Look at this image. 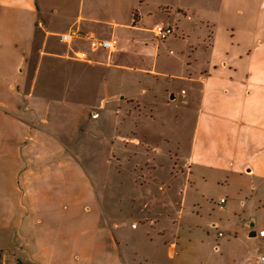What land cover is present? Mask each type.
Wrapping results in <instances>:
<instances>
[{
  "label": "crops",
  "instance_id": "obj_1",
  "mask_svg": "<svg viewBox=\"0 0 264 264\" xmlns=\"http://www.w3.org/2000/svg\"><path fill=\"white\" fill-rule=\"evenodd\" d=\"M158 24L172 26L173 35L157 39ZM70 31L79 36L62 40ZM82 34L111 46H95ZM252 52L264 54V0H0V264L73 263L68 245L60 258V243H41L38 227L21 220V138L29 127L59 146L58 139L83 129L74 122H87L86 136L100 137L102 151L121 160L130 154L133 171L147 165L152 178L155 163L165 169L181 145L156 135L157 122L189 105L194 149L200 141L202 150L228 152L237 187L231 197L249 194L239 199L243 207L249 202L227 241V264H264V219L249 211L259 204L264 213V81L249 66ZM144 184L156 197L154 183ZM31 201L27 211L37 214Z\"/></svg>",
  "mask_w": 264,
  "mask_h": 264
},
{
  "label": "rangeland",
  "instance_id": "obj_2",
  "mask_svg": "<svg viewBox=\"0 0 264 264\" xmlns=\"http://www.w3.org/2000/svg\"><path fill=\"white\" fill-rule=\"evenodd\" d=\"M248 61L256 70L254 76L264 81V54L252 52ZM177 111L180 116L175 118L173 108L163 116L164 125L157 122L155 129L156 135L164 133L173 143L179 141L180 154L165 169L155 163L154 178L144 173L151 169L147 165L140 163L139 171H133L127 160L130 154L121 160L116 152L102 151L100 137L86 136L87 122H74L75 129L85 130L58 139L59 146L29 127L21 138L27 147L20 153L27 167L19 195L26 208L22 223L38 227L41 243L51 239L60 243V258L69 251L64 249L68 245L72 264H227L231 250L227 241L249 202L243 207L239 199H248L249 194L231 197L237 193L228 167L231 155L219 156L211 145L202 150L200 141L194 149L195 108L181 106ZM14 145L17 142L10 148ZM145 181L154 183L156 197L146 190ZM165 186L166 201L161 193ZM32 198L37 214L27 211ZM249 211L258 222L264 219L261 205Z\"/></svg>",
  "mask_w": 264,
  "mask_h": 264
},
{
  "label": "built area",
  "instance_id": "obj_3",
  "mask_svg": "<svg viewBox=\"0 0 264 264\" xmlns=\"http://www.w3.org/2000/svg\"><path fill=\"white\" fill-rule=\"evenodd\" d=\"M153 32H154V35L157 39H166L169 36L173 35L174 29L172 26H166V25L158 24L154 27ZM82 35L84 38L91 40L93 45H95V46L96 45H100L103 47H110L111 46V42L108 40L100 41V40L92 38L89 34H82ZM74 36H79V33L77 31H70L68 33L61 34V39L64 41H69ZM224 203H225V200L221 199L220 205H222ZM219 235H221V233ZM259 236L264 237V229L259 231ZM259 262L264 263V257L263 256H261L259 258Z\"/></svg>",
  "mask_w": 264,
  "mask_h": 264
},
{
  "label": "water",
  "instance_id": "obj_4",
  "mask_svg": "<svg viewBox=\"0 0 264 264\" xmlns=\"http://www.w3.org/2000/svg\"><path fill=\"white\" fill-rule=\"evenodd\" d=\"M171 98H174V96L172 95Z\"/></svg>",
  "mask_w": 264,
  "mask_h": 264
}]
</instances>
